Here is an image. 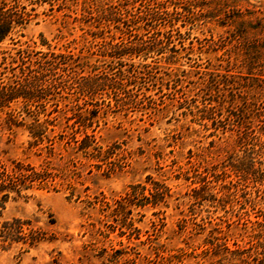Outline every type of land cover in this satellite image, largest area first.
<instances>
[{"label": "rangeland", "instance_id": "1", "mask_svg": "<svg viewBox=\"0 0 264 264\" xmlns=\"http://www.w3.org/2000/svg\"><path fill=\"white\" fill-rule=\"evenodd\" d=\"M1 8L0 264H264V0Z\"/></svg>", "mask_w": 264, "mask_h": 264}, {"label": "trees", "instance_id": "2", "mask_svg": "<svg viewBox=\"0 0 264 264\" xmlns=\"http://www.w3.org/2000/svg\"><path fill=\"white\" fill-rule=\"evenodd\" d=\"M11 14H9L6 10L3 8L0 9V42L5 38V36L8 34V32L11 30ZM144 187V185H143ZM145 188V187H144ZM135 189V187H134ZM152 190V188H151ZM135 192V191H134ZM153 193V190L151 191Z\"/></svg>", "mask_w": 264, "mask_h": 264}]
</instances>
